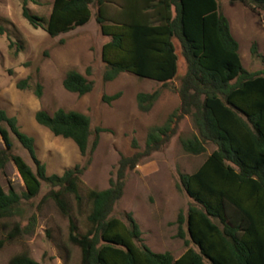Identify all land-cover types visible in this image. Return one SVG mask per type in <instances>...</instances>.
I'll return each instance as SVG.
<instances>
[{"label":"trees","instance_id":"obj_1","mask_svg":"<svg viewBox=\"0 0 264 264\" xmlns=\"http://www.w3.org/2000/svg\"><path fill=\"white\" fill-rule=\"evenodd\" d=\"M27 1L23 17L52 38L83 27L95 17L101 33L110 38L102 48L105 81L131 73L169 88L179 74L177 45L185 71L178 87L173 88L179 107L165 123L150 127L144 150L121 157L107 189H88L85 195L80 191L81 178L91 165L100 134L108 130L98 127L93 131L89 116L77 111H38L36 122L55 136L72 140L83 160L61 176L48 175L45 164L37 158L34 139L21 130L16 117L0 107V134L5 144L0 149V170L12 162L26 187L19 195L12 190L6 193L0 184V222L20 215L21 200L37 197L45 182L51 187L45 199L53 200L69 219L68 240L80 250L76 264H264V68L256 72L244 68L239 43L219 0H53L47 18L32 13ZM228 1L264 12V0ZM5 32L0 26V35ZM8 48L17 56L23 45L9 39ZM251 53L264 63L256 44ZM87 72L90 74V69ZM28 81H19L18 89L30 88ZM63 86L84 96L92 92L94 83L70 70ZM35 93L41 97L40 84ZM121 95L104 96L103 100L111 103ZM160 96L159 89L138 93L139 110L149 112ZM186 117L192 131L179 135L183 151L201 155L208 145L216 149L195 172L180 174L178 189L192 203L186 214L179 212L176 221L177 237L188 249L174 258L167 252L156 253L144 243L132 213H125L122 221L113 212L124 195L128 172L144 157L162 150ZM12 135L28 151L35 170L14 154ZM133 146L139 149L136 140ZM71 200L77 214H85L84 230ZM26 232L27 228L15 223L7 239ZM3 246L4 241H0V250ZM9 264L39 263L25 248Z\"/></svg>","mask_w":264,"mask_h":264},{"label":"rangeland","instance_id":"obj_2","mask_svg":"<svg viewBox=\"0 0 264 264\" xmlns=\"http://www.w3.org/2000/svg\"><path fill=\"white\" fill-rule=\"evenodd\" d=\"M25 0H0V26L6 32L0 35V107L11 117H16L21 130L35 142L38 160L45 164L48 175L61 176L65 170L82 163L80 152L72 140L57 137L47 128L39 125L35 114L45 110L53 114L57 109L73 110L89 116L91 128L108 131L100 134L92 162L81 178L80 191L85 195L88 189L98 191L109 187L115 177L122 156H132L145 148L150 127L162 125L169 115L179 107L180 99L173 88L178 87L185 71V64L177 45L179 57L178 77L163 88L152 80L140 79L131 73H122L113 81H105L106 64L102 59V48L110 41L101 33L93 16L91 21L75 30L52 38L42 29L33 28L23 17ZM32 13L47 18L53 0H28ZM221 12L228 18L232 34L238 41L240 57L245 69L260 71L264 63L254 57L251 47L256 44L264 55V12H254L240 3L219 0ZM96 8H93V14ZM9 39L20 42L23 49L17 56L8 48ZM90 69V74L87 70ZM76 70L94 83L92 92L79 96L68 92L63 86L65 75ZM29 78L30 88L18 89L21 80ZM42 86V95L35 93L36 86ZM161 90L159 100L149 112L139 110L138 93ZM121 92V97L111 103L103 100ZM192 131L188 117L179 124L177 134L160 151L144 157L134 170L127 174L124 195L114 208L113 216L125 221V213H132L142 232L144 243L156 253H170L180 257L188 249L177 237V217L185 214L192 200L178 189L180 174L195 172L207 156L216 148L207 146L201 155L185 153L179 143V135ZM94 136L91 138V141ZM136 140L137 150L133 146ZM14 154L21 156L35 170V164L28 151L12 135ZM5 144L0 134V149ZM0 184L6 193L11 190L21 195L25 184L10 162L0 170ZM51 187L42 182L40 194L31 200H21V213L11 220L0 222V264H9L10 259L25 248L39 264H76L80 250L68 240L69 219L58 209L55 202L45 199ZM74 214L79 226L85 229V214ZM35 218V221H33ZM15 223H20L27 232L22 237L8 241V235ZM186 230V226H184ZM189 247H194L190 245Z\"/></svg>","mask_w":264,"mask_h":264}]
</instances>
